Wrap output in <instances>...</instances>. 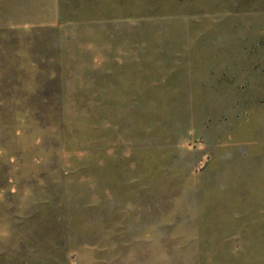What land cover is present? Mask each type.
<instances>
[{
  "label": "rangeland",
  "instance_id": "374dc122",
  "mask_svg": "<svg viewBox=\"0 0 264 264\" xmlns=\"http://www.w3.org/2000/svg\"><path fill=\"white\" fill-rule=\"evenodd\" d=\"M0 264H264V0H0Z\"/></svg>",
  "mask_w": 264,
  "mask_h": 264
}]
</instances>
